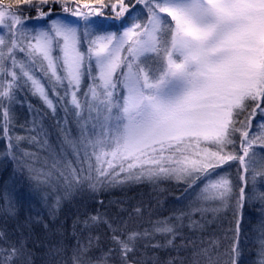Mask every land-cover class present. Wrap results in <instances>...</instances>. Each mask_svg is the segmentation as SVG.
Instances as JSON below:
<instances>
[{
	"label": "snow or ice",
	"instance_id": "snow-or-ice-1",
	"mask_svg": "<svg viewBox=\"0 0 264 264\" xmlns=\"http://www.w3.org/2000/svg\"><path fill=\"white\" fill-rule=\"evenodd\" d=\"M55 4L70 12L69 0H0V139L7 141L0 163L14 164L0 186L7 213L15 215L17 174L25 171L36 186L54 187L55 179L67 189L86 180L95 189L131 180L203 177L207 198L227 207L233 184L221 175L223 166L238 162L249 173L253 120L264 127V0H92L82 5L76 0L71 10L76 20L53 13ZM105 8L112 10L113 24L100 19ZM29 9L37 13L34 22L23 16ZM26 86L53 116L58 109L71 110L78 137L70 139L71 131L61 127L63 140L50 143L42 113L29 104L30 143L38 151L18 154L23 137L14 143L12 132L19 93ZM246 186L247 181L236 196L231 264H243L246 237L241 239L238 213L256 195L252 189L246 193ZM59 204L57 198L50 208L53 218ZM184 215L159 220L153 230L172 234L174 240L171 222ZM91 220L107 224L121 264H129L141 234L122 238L121 226L98 215ZM30 238L0 248V264H16L22 257L32 264ZM260 243L264 257V239ZM91 244V238L86 246L77 241L73 264H86ZM53 251L60 253L63 247ZM112 251L100 259L107 260ZM197 255L193 253L192 264H198Z\"/></svg>",
	"mask_w": 264,
	"mask_h": 264
},
{
	"label": "trees",
	"instance_id": "trees-1",
	"mask_svg": "<svg viewBox=\"0 0 264 264\" xmlns=\"http://www.w3.org/2000/svg\"><path fill=\"white\" fill-rule=\"evenodd\" d=\"M69 2H71L69 5H76V0H69ZM86 2L91 3L92 0H80L81 5ZM52 11L58 13L63 11V8L60 4H55L52 6ZM36 14L35 10L24 11L23 16L33 17ZM22 93L26 96L27 105L23 108L17 105V123L12 132L14 143H17L15 137H23L17 143L16 151L18 154L24 151H38L37 146L30 143V137L33 134L29 136L23 127V124H30L29 121L32 119L28 115L29 104L42 113L43 126L47 132L58 128L60 125H57V121H60L61 124L66 117V113H58V111L53 116L41 101L31 98V95L24 89L20 92V94ZM24 118L28 120L24 122ZM6 147L7 141L0 139V161H2ZM261 148L258 149V152ZM41 154L46 155V153ZM13 167L14 164L11 161L6 164L0 163V186L9 180ZM17 175L20 177L21 183L17 185L19 194L15 202V215L7 213L6 203L0 199V232L4 233L3 238H0V248H10L14 244L18 246L23 237L30 236L27 248L32 264H73V248L78 246L77 241L79 240L81 244L86 246L89 238H91L92 244L84 254L86 264H121L118 246L112 241V232L107 224H94L91 220V217L97 215L114 226H121L122 238L133 232L141 234L135 242L134 255L130 254L129 256V264H169V261L172 264H191L196 249L198 255L195 259L198 262L201 259V263H203L205 259L206 262L203 264H214L213 261L217 257V250L215 252V239L217 238L220 240L218 247L222 248L218 255L220 253L222 256L225 255V258L229 260L228 264H231L232 239L222 240L223 227L216 226L213 228L212 225L208 224V221L203 224L204 220H201V229L199 230V226L197 229V223L200 219H197V216L192 218L195 213L182 222L181 219L172 220V226L177 233L174 240L172 234H161L153 230L157 221L181 216L180 209L182 208L186 211L195 210L197 207L192 201L185 200V187L182 185L162 182V179H142L126 181L122 184L119 182L105 183L99 189H93L89 187L92 181L86 180L80 185L67 189L63 180L57 183L53 179L54 187L49 185L36 186L34 182L28 179L26 171L22 175L20 173ZM262 176L264 177V174ZM262 180L257 182L256 188L253 186L255 197H258L252 208L254 213L249 211L253 226L251 229L249 227L242 228L241 239L246 237L243 264H257L260 257L255 251L258 247L255 246L253 237L256 233L254 225H257L258 221L261 224V215L256 206L264 207V199H261V193H264V181L262 182ZM57 198L60 199V204L55 213V218H53L49 212ZM137 208L141 209L139 213L136 212ZM229 214L231 213L217 214V217L219 220L222 219L223 215L229 216L228 227L233 229L237 217ZM242 215L243 213L238 215L241 224L247 223L246 217L244 218ZM257 229L259 228L257 227ZM211 230L215 233V237H207L211 234ZM230 233L233 235L232 231ZM169 240H173V243L169 244ZM156 245H160V247H156ZM58 247H63V251L60 253L53 251L54 248ZM109 249H113L111 255L107 260H101V257L108 254ZM201 249L206 251L201 252ZM16 264H27V258L22 257L17 260Z\"/></svg>",
	"mask_w": 264,
	"mask_h": 264
},
{
	"label": "rangeland",
	"instance_id": "rangeland-1",
	"mask_svg": "<svg viewBox=\"0 0 264 264\" xmlns=\"http://www.w3.org/2000/svg\"><path fill=\"white\" fill-rule=\"evenodd\" d=\"M133 2H134V0H133ZM69 3H71V2H69ZM22 7H25V6L22 5ZM69 8H70V12L69 13H64L63 11H61V12H58V14L65 15L70 20L78 19V18L73 17L71 15V10L75 9L76 5L70 4ZM32 10H34V9H29V10H26V11L30 12ZM45 11H47V8H45ZM103 11H104L105 15H104V17H101L100 19L105 24H113V22L115 20V16L112 13V10L110 8H105V9H103ZM53 13H55V12H53ZM36 16H37V14L35 16H33V17H26V18H30L34 22V18ZM36 74H37V76H42V73L39 72V71H37ZM24 90L27 91L31 95V98H33L35 100H38V101H41L38 96L32 95L31 91L29 90V87L26 86L24 88ZM49 95L51 96L52 93L50 92ZM19 97H20V100H21V104H18V105H20L23 108V106L27 105V100L25 99L26 96L23 93L22 94L19 93ZM250 107H251V102H249L248 111H250ZM59 112H62L63 114H65V112L62 111V109H58V113ZM28 115L31 117V114L28 113ZM244 115H247V111L244 114H242L241 119L243 118ZM66 116H67V120H68L67 125H64V121H63V123H61L58 128H55V130L52 129V131L48 132L49 135H50L48 137L50 143L59 144L63 140L64 134L60 130L61 127H63L65 129V131H68V130L71 131V135L69 137L70 139L78 137V132H77V127H76V123H75V118L72 115L71 110H69V112L66 114ZM27 120L28 119L24 118V122L27 121ZM63 120H65V118ZM237 126H239V125H237ZM23 127L25 129V132L28 133L29 136L31 134H33V133H30L28 131V129L31 127V124H23ZM253 135L255 137V143L253 145V149L250 151V156H252V161L253 162H252L251 166L249 167V173H244L243 169L238 164V162H229L232 165L231 167H229L228 165H224L223 166L224 171L221 173V175L226 176L233 184V199L229 202L227 207L222 206L218 200L207 198L209 194L204 193L202 191V189H204V187H205V184L207 183V181L204 180L203 177H201L199 179H192V178L186 177V178L180 179V180H178V179H176L174 177L162 179L163 180L162 182H166V183H169V184H178V185H182L183 187H185V191H186V192L184 191L185 200L192 201L194 206H197V207L195 208V210L192 209V210H186V211H184V208H182V209H180V212L181 213H185L186 215L188 213H191V214L195 213V214L192 215V218H195V216H197V219H200V221L197 223V227H196L197 229H198V226H199V230L201 229V224H200L201 220H204L203 224L206 221H208V224L212 225L213 228H215L216 226L217 227L218 226H222L223 227V229H222L223 230L222 231L223 232V237L221 239L225 240V241L231 240L232 237H233V235L230 233V229H232V227H230V226L228 227V225L230 223L228 221V217L229 216L225 217L223 215L222 219L218 220L217 214L218 215H222V214H225V213L228 212V213H231L229 215L234 216L233 213L236 210L235 209L236 196L239 193V188L241 186H245V181H247V186L245 187V192L247 193L249 191V189L255 190L253 188V186L256 188L257 187V182L258 181L260 182L264 178L262 176L264 174V127L258 126L256 120H253V128L250 130V137H253ZM236 138H237V149H236V151H237V154H241L239 152V134L238 133L236 134ZM259 148H261L260 152H258ZM36 151L37 150H34L32 152H36ZM68 153H69L68 154V159L72 160L73 161V166L76 167L77 165L75 163V157L72 156L70 149H68ZM253 153H254V155H253ZM85 167H86V165H85ZM217 171H219V169H217ZM93 175H95V174H93ZM121 175H123V174H121ZM241 175H244V177H245L244 180H241ZM261 177H263V178L261 179ZM263 181L264 180H262V182ZM86 183H88V182H86ZM189 185H191V186H189ZM101 186L102 185L98 184L95 189H99V187H101ZM256 198L258 199V197H255L252 201H247L246 200V202H245V206H244V208L242 210V213H243L242 216H244V218L246 217L245 220L247 219V223L243 222V224H242V226L244 225L243 228H246V227L248 228L249 227V229H251L252 226H253L252 221L250 220V218H251L250 214L251 213H249V211L254 213V209H252V208L256 204V201H257ZM256 207H258V212L261 215V224H259L260 221H258L257 225L256 224L254 225L256 233H255L253 238L255 239L254 240L255 246L258 247V248L255 249V251L259 254V251H260V248H261L260 241L262 239H264V227H263V224H264V207H261L259 205L256 206ZM239 214H241V213H238V215ZM190 217L191 216H189V215L188 216L184 215L183 218H181V222L184 219L186 220V218H190ZM234 217L236 218L237 216H234ZM224 218H227V219H224ZM225 221H227V222H225ZM258 225H260V226H258ZM256 226L260 230L257 229ZM212 230L214 231V229H212ZM212 230L210 231L211 234L208 235L207 237H215V233H213ZM186 237H187V235H186ZM215 244H216L215 252L217 250V253H216L217 257L213 261L214 264H228L229 260L225 258V255L222 256L221 253H220V255H218L220 250L222 249V248L218 247V245L220 244V240L218 238L215 239ZM196 253H197V249H196ZM193 258H192V260H193ZM261 259H264V257L260 256L258 258V260H257V264H259ZM205 262H206V260L204 259L203 263H205ZM203 263H201V259H200V262H198V264H203ZM191 264H192V262H191Z\"/></svg>",
	"mask_w": 264,
	"mask_h": 264
}]
</instances>
